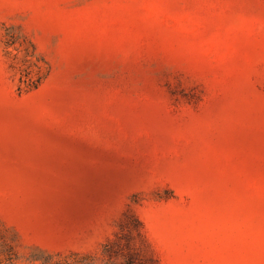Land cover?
Instances as JSON below:
<instances>
[{"label":"rangeland","instance_id":"rangeland-1","mask_svg":"<svg viewBox=\"0 0 264 264\" xmlns=\"http://www.w3.org/2000/svg\"><path fill=\"white\" fill-rule=\"evenodd\" d=\"M264 264V0H0V264Z\"/></svg>","mask_w":264,"mask_h":264},{"label":"trees","instance_id":"trees-1","mask_svg":"<svg viewBox=\"0 0 264 264\" xmlns=\"http://www.w3.org/2000/svg\"><path fill=\"white\" fill-rule=\"evenodd\" d=\"M121 229V234L106 246L110 258L115 257L126 264H159L139 217H128Z\"/></svg>","mask_w":264,"mask_h":264}]
</instances>
